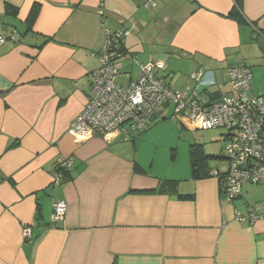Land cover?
<instances>
[{
  "label": "crops",
  "instance_id": "0c3cea01",
  "mask_svg": "<svg viewBox=\"0 0 264 264\" xmlns=\"http://www.w3.org/2000/svg\"><path fill=\"white\" fill-rule=\"evenodd\" d=\"M35 2L40 12L28 29ZM152 2L0 0V264H264V220L234 221L235 211L264 209V182L243 184L229 202L216 177L192 178L187 149L189 172L165 178L177 181V192L159 193L163 179L137 157L141 133L80 143L68 135L90 96L103 27L128 31L115 62L127 84L142 65L178 55L196 63L195 73L211 72L218 91L226 71L244 65L256 78L250 94L264 97V0ZM61 159L71 171L54 186ZM54 201L67 204L55 226Z\"/></svg>",
  "mask_w": 264,
  "mask_h": 264
},
{
  "label": "built area",
  "instance_id": "2783aa9c",
  "mask_svg": "<svg viewBox=\"0 0 264 264\" xmlns=\"http://www.w3.org/2000/svg\"><path fill=\"white\" fill-rule=\"evenodd\" d=\"M150 5L155 6L152 0H146L145 6ZM101 35L97 53L99 68L91 73L90 96L68 129L74 142L86 141L94 135L106 137L117 132L142 131L148 128L154 116L171 111L172 118L185 121L193 130L222 129L226 132L223 139L227 168L220 181L227 201L232 202L242 195L243 184L264 182V98L248 94L250 69L244 65L229 68L227 78L231 90L218 100L207 93L208 87L215 85L211 72L195 73L192 76L194 86L184 93L173 90L159 75L166 71L164 63L142 65L137 78L127 77L128 85L122 87L116 80L119 70L115 62L121 58L117 50L128 31L123 27L115 31L103 27ZM12 39H16V35ZM4 42V37L0 36V44ZM58 162L63 172L72 167L70 159ZM63 172L54 174V186L61 185ZM210 175L220 179L217 171ZM51 207L50 224L55 226L64 219L67 204L54 201ZM246 213L243 216L235 211L234 221L253 224L264 220V209L256 211L248 207ZM22 237L24 241L30 240L29 226L22 227Z\"/></svg>",
  "mask_w": 264,
  "mask_h": 264
},
{
  "label": "rangeland",
  "instance_id": "374dc122",
  "mask_svg": "<svg viewBox=\"0 0 264 264\" xmlns=\"http://www.w3.org/2000/svg\"><path fill=\"white\" fill-rule=\"evenodd\" d=\"M136 56L138 59L131 60L130 62V64L133 65V74L137 72V68L142 58V56ZM158 60L159 61H155L154 63H164L166 69L171 73L170 75H167L168 72L166 70L164 73H159V75L166 81L169 79V86L173 90H181L184 93H188L189 90L192 89L194 86L192 76L196 72V63L190 59L181 58L178 55H164ZM225 78L227 83L221 88L222 91L220 90V98L229 94V90L231 89L227 78V71ZM116 80L122 87L128 85L120 78V76H118ZM250 81V84L255 85L256 78L251 75ZM216 87L209 86L208 91L213 92ZM224 88H227L228 90ZM248 94L249 96L251 95L250 91ZM165 115L166 119L161 120L157 114V119L148 126L149 129L147 128L146 131H138V133H141L142 135L139 139L136 151L137 157L141 163L139 164L145 168L148 174L159 179H169L172 178L171 176H173V174H182L184 168L189 172L187 149L189 145L194 143L203 145L204 151L207 155L215 157L220 156L219 159H214L209 162V168L220 170V172L226 170V160L223 159L225 153L224 147L226 146V142L223 139V136L226 134L224 130H190L181 124V122L172 118L171 111H165Z\"/></svg>",
  "mask_w": 264,
  "mask_h": 264
},
{
  "label": "trees",
  "instance_id": "16d2710c",
  "mask_svg": "<svg viewBox=\"0 0 264 264\" xmlns=\"http://www.w3.org/2000/svg\"><path fill=\"white\" fill-rule=\"evenodd\" d=\"M40 7H41V5H40L39 2H35L31 6V8L29 10V13L27 15V18H26V25H27L28 29H30L33 26V24L35 23L36 19L38 18V15H39V12H40ZM5 8H6V14L7 15L16 16L17 9L15 7L6 5ZM234 16L236 17V19L238 21H240V22L242 21L241 18L238 16L237 12H235ZM123 41H122V43L119 44V47H118V50H117V54L121 55V58L124 56V42ZM118 60H116V61H118ZM202 92L205 93V92H207V90H203ZM207 93L210 96H212L213 99L218 100L220 98V93L221 92L218 91V90H215L213 92L212 91H210V92L208 91ZM261 97H263V96H261ZM162 120H164V119H162ZM188 156H189V163H190V169H191V173H192V178H194L196 180H199V179H202V178L213 177V176L210 175L211 172L212 171H217L218 174H219V178H220V179H218V178L217 179L219 181L222 179V176L225 173L224 171L220 172V170H216V169L213 170V169L209 168V162L211 160H214V159H219L220 156L219 157H215V156H212V155H207L205 153V151H204L203 145L197 144V143L189 145ZM224 157H225V154H224ZM60 171L63 172L62 171V167H61V163L56 161L54 163V173L53 174H57ZM70 171H71V168L67 169V170H65L63 172V180H65L67 178V176L70 174ZM176 185H177V181L168 180V179L160 180L159 181V185H158V192L159 193H176L177 192L176 191V189H177Z\"/></svg>",
  "mask_w": 264,
  "mask_h": 264
}]
</instances>
